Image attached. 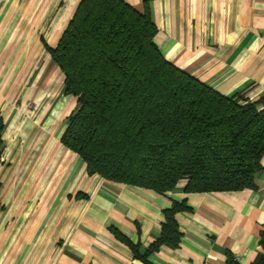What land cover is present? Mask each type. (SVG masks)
Segmentation results:
<instances>
[{
    "label": "crops",
    "instance_id": "0c3cea01",
    "mask_svg": "<svg viewBox=\"0 0 264 264\" xmlns=\"http://www.w3.org/2000/svg\"><path fill=\"white\" fill-rule=\"evenodd\" d=\"M80 0H0V264H251L264 234V158L255 188L154 192L88 176L60 137L76 100L46 46ZM148 6L168 62L224 96L264 98V0H123ZM30 103L32 107H28ZM177 248L144 255L173 202Z\"/></svg>",
    "mask_w": 264,
    "mask_h": 264
},
{
    "label": "trees",
    "instance_id": "16d2710c",
    "mask_svg": "<svg viewBox=\"0 0 264 264\" xmlns=\"http://www.w3.org/2000/svg\"><path fill=\"white\" fill-rule=\"evenodd\" d=\"M148 6L123 0H80L55 47L46 46L63 75L64 93L76 100L60 137L88 176L158 195L184 183L185 194L255 188L264 158V98L249 89L224 96L162 56ZM4 124L0 117V164ZM1 191V183H0ZM186 202L164 211L161 233L144 255L177 248L175 216ZM251 264H264V234ZM225 264H238L229 252Z\"/></svg>",
    "mask_w": 264,
    "mask_h": 264
},
{
    "label": "rangeland",
    "instance_id": "374dc122",
    "mask_svg": "<svg viewBox=\"0 0 264 264\" xmlns=\"http://www.w3.org/2000/svg\"><path fill=\"white\" fill-rule=\"evenodd\" d=\"M27 106H28V107H32V105H31L30 103H27Z\"/></svg>",
    "mask_w": 264,
    "mask_h": 264
}]
</instances>
